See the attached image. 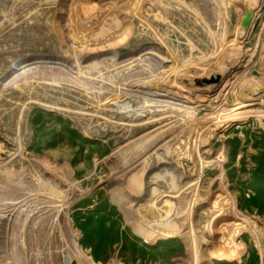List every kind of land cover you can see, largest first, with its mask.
I'll return each instance as SVG.
<instances>
[{"label":"rangeland","instance_id":"obj_1","mask_svg":"<svg viewBox=\"0 0 264 264\" xmlns=\"http://www.w3.org/2000/svg\"><path fill=\"white\" fill-rule=\"evenodd\" d=\"M195 1L207 4L180 0L166 14L132 0L11 4L0 20V79L50 86L0 89V264H264V0H226L222 29L211 17L206 28L196 22ZM150 72L160 86L141 83L153 84ZM76 82L117 83L134 116L107 106L104 117L60 89L83 91ZM137 99L195 107L190 120L207 124L199 158L177 160L189 132L169 109L176 127L165 133L162 122L123 129L145 115ZM247 100L252 110L223 117ZM56 103L74 112L45 106Z\"/></svg>","mask_w":264,"mask_h":264},{"label":"bare ground","instance_id":"obj_2","mask_svg":"<svg viewBox=\"0 0 264 264\" xmlns=\"http://www.w3.org/2000/svg\"><path fill=\"white\" fill-rule=\"evenodd\" d=\"M20 0H1L0 2V20L2 17H4L8 10H9V7L11 6V4L13 3H16ZM182 1V0H181ZM204 0H200V2H202ZM207 1V4H205L204 8H201L200 5H199V2L197 4V1H195V4H196V7H195V16H196V22L200 23L202 26H204L205 28L208 27L207 25L210 24L211 22L213 21H218V24H219V28H221L222 26V19L224 18L225 16V11H226V0H206ZM132 2L134 4H136L139 8L143 9L144 6L146 4H150L152 7L156 8L159 12H162L164 14L168 13L171 11V8L174 6L176 7L177 9L179 8V4H180V0H132ZM180 9V8H179ZM193 9V8H192ZM194 12V11H193ZM190 13V12H189ZM194 15V14H193ZM210 18L211 17V22L208 23V20L207 18ZM215 27V25H214ZM218 28V30L216 29V31H220ZM222 29V28H221ZM211 31V30H210ZM212 33H210L211 35ZM221 37V36H220ZM212 38V42L215 46V48L218 49V47L220 48V46H222V43H221V40L220 39H216V37L214 36V34L211 36ZM225 44V43H224ZM144 73V72H143ZM151 73V72H150ZM27 74V73H26ZM149 74V73H148ZM150 79L153 81V84L150 85L145 83L144 80H141V83L144 84L145 86H160L161 82L159 80V75L157 72H153L150 74ZM257 75L263 77L261 78L262 79V83L264 84V73H262V71H258L257 72ZM143 77V76H142ZM103 78V77H102ZM138 78V77H137ZM173 78V77H172ZM46 78L44 77H39V76H36V77H33L31 80L27 81L28 82V85L27 86H21L19 83L22 82L23 80V74H18V75H13V76H8V77H5L3 79H0V89L4 88V87H8L6 85H9L11 84L12 86H14L15 90L17 93H29V94H33L34 93H38L40 91L41 88H43L44 90H46V88H48L50 86L49 83H47L45 81ZM147 79V78H146ZM44 80V82H43ZM65 80V79H64ZM107 80V79H106ZM132 80V79H131ZM139 80V79H138ZM49 81V80H48ZM108 82V81H107ZM172 82V81H171ZM62 83V82H61ZM78 83V86L79 87H82L84 90L83 91H80L79 90H67V89H62L60 88L62 91H65V92H68L70 95H72L73 97H77L79 99H84L85 101L87 102H90L91 104H93L92 106L96 107V112L97 114H100V115H103L104 117L106 115H108V109H107V106L110 108V107H116L118 108L119 110H122L123 113H125L124 116H121L120 119H126V115H130L132 113L131 111V102L130 100L131 99H127V98H121L122 95H118V93L120 91H117V83L115 82H110L109 84L107 83L105 86H97V85H92L90 84L89 86L85 83V84H81V82H76ZM157 83V85H156ZM133 84V83H132ZM77 85V84H75ZM74 85V86H75ZM78 87V88H79ZM8 89V88H7ZM74 89V88H73ZM139 90V89H138ZM61 92V91H60ZM137 92V91H136ZM177 92V91H175ZM185 92V91H184ZM130 93V92H129ZM169 93V92H168ZM181 93V92H180ZM179 93V94H180ZM134 95V94H133ZM171 95V94H169ZM65 97V96H64ZM20 98V97H19ZM139 100V102L142 104V106L144 107L141 112L143 114H145L143 117L141 118H138L137 120L141 121L139 124H137V122L130 124L129 123H120V124H123V129H128L129 131H141L143 129V132H146L145 128L143 126L145 125H149L151 123H158V122H162L160 127H159V133H165L166 129L168 128H171V123L173 122L172 118H170V120H167L166 119V115L163 116V114L167 113L168 112V109L171 110V112H173L175 115H171L170 112H168L170 115L167 116V117H173V116H177L178 118V123L177 126H180L182 125L184 128V131L187 130L189 133H188V139L186 142L182 141L181 143V149L179 150V154L176 156L177 160H179V158L183 155H187L189 158H191L192 160H196L197 158H199L200 156V153H199V148H198V145L196 144V136L197 134L199 133V127L200 125L203 124V126H206L207 124L204 123L205 121L202 120V121H199V122H195L194 121H191L190 119L191 118H196L195 116V107L191 106V105H188V103H180V106L177 105L178 102H175L173 101L171 105H165V107H158V108H153L152 106H147L145 105V101L143 100H140V99H137V101ZM58 101V100H57ZM249 101H245V107L242 108V109H235V110H231L227 113H224L223 114V117H225L226 120H232L233 118H235L236 116L238 115H241V114H246L248 111L252 110V107H247ZM135 104V103H134ZM26 105V104H24ZM115 105V106H114ZM149 105V104H148ZM45 106H48V107H54V108H57V109H62V110H73L72 108H69V107H65L63 104H55V105H46ZM26 107L23 108V110L21 111V115L19 117V120H20V123H23L24 120L26 119ZM179 110H181V112H184L186 114V116L188 117L187 120H185L184 118H179L178 116V112H180ZM140 111V110H139ZM136 113L137 116L136 118L140 115L139 112ZM72 112V111H71ZM74 112V110H73ZM136 112V111H135ZM145 112V113H144ZM147 112V113H146ZM76 113V112H75ZM183 113V114H184ZM71 115V114H70ZM119 115V114H118ZM132 115V114H131ZM162 115V116H160ZM76 118L78 119V125L87 133V134H91V129L92 127H88V123L86 124L85 121L82 120L81 118V115H78V114H75ZM109 116V115H108ZM134 116V115H132ZM131 116V117H132ZM107 117V116H106ZM73 118V117H72ZM75 118V117H74ZM133 118V117H132ZM108 119H110L108 117ZM113 119V118H112ZM118 120V119H116ZM137 120H134V121H137ZM182 120H184V122H182ZM111 121V120H109ZM108 121V122H109ZM114 121V120H113ZM121 121V120H120ZM130 121H133L132 119H130ZM168 121H170L168 123ZM124 122V121H123ZM169 124V126L171 127H167L166 125ZM106 125V124H105ZM104 125V127H105ZM114 125H115V122H114ZM134 126H140L139 128L138 127H134ZM108 127V126H107ZM176 127V126H174ZM172 127V128H174ZM190 127H193L192 129H190ZM106 128V127H105ZM120 128V126H119ZM118 128V129H119ZM117 132V131H116ZM123 132V131H122ZM103 133V132H102ZM121 133V132H120ZM128 133V132H127ZM159 133L156 134L153 138H152V142L155 143L156 140L158 139L159 137ZM126 135V134H123V136ZM132 135V134H131ZM135 136V135H134ZM126 137V136H125ZM127 139V137H126ZM199 139V138H198ZM150 140V139H149ZM124 142V141H123ZM150 143V142H149ZM148 141L144 142V144H141L138 146L137 149L141 150L142 147L143 149L145 147H147L149 145ZM120 146V143L118 144ZM123 146V145H122ZM183 149V152L180 153V151ZM185 149V150H184ZM175 158V159H176ZM149 159V158H148ZM206 164V163H204ZM49 198V197H48ZM51 198V197H50ZM49 198V199H50ZM52 199V198H51ZM60 199V198H59ZM42 201V199H40ZM44 203H47L48 205H50L51 209H56V210H61L62 207L66 204V202H62L58 199H53V201H47V199H43ZM61 202V203H60ZM60 203V204H58ZM55 210V211H56ZM52 212H49L47 214L46 219H42V223H45L47 222L48 220V217L51 215ZM57 217V216H56ZM59 217V216H58ZM57 217V218H58ZM169 219H173L175 217V215L173 213H169L168 215ZM54 218V217H53ZM36 221V220H35ZM54 221V220H53ZM61 224V223H60ZM50 225V224H49ZM48 225V226H49ZM59 225V224H58ZM50 227V226H49ZM36 229V228H35ZM62 231V230H60ZM35 232V231H34ZM18 235V234H17ZM34 236V235H33ZM66 237V236H65ZM64 241L66 239H63ZM64 243H67L64 242ZM60 244V243H59ZM58 244V245H59ZM68 244V243H67ZM56 245V244H55ZM63 246V245H62ZM31 247V246H30ZM61 248V247H60ZM34 249V248H33ZM55 249V248H54ZM58 249V248H57Z\"/></svg>","mask_w":264,"mask_h":264}]
</instances>
